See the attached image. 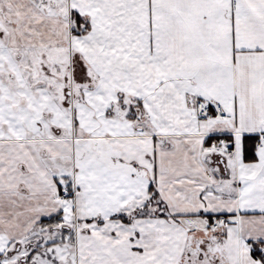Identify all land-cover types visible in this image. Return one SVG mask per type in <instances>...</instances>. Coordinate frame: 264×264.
Instances as JSON below:
<instances>
[{
  "label": "snow or ice",
  "instance_id": "snow-or-ice-1",
  "mask_svg": "<svg viewBox=\"0 0 264 264\" xmlns=\"http://www.w3.org/2000/svg\"><path fill=\"white\" fill-rule=\"evenodd\" d=\"M0 264H264V0H0Z\"/></svg>",
  "mask_w": 264,
  "mask_h": 264
}]
</instances>
